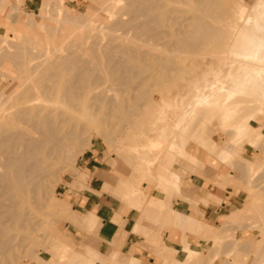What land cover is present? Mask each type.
I'll list each match as a JSON object with an SVG mask.
<instances>
[{"label": "rangeland", "instance_id": "rangeland-1", "mask_svg": "<svg viewBox=\"0 0 264 264\" xmlns=\"http://www.w3.org/2000/svg\"><path fill=\"white\" fill-rule=\"evenodd\" d=\"M26 1L0 0V137L18 133L22 109L26 117L39 112L55 131L42 185L21 184L0 166V174L14 178L0 181V264H93L88 245L104 264H146L129 250L97 251L89 235L96 216L72 211L61 185L88 186L92 177L79 165L88 150L105 168L102 188L142 211L155 208L163 227L197 233L199 241L183 240L178 249L156 243L161 264H264V60L248 43L257 41L258 27L264 32V0ZM199 19L206 29L195 32L190 25ZM147 22L155 27L148 30ZM122 58L130 63L125 69ZM69 82L77 95L63 100ZM7 144L0 162L11 152ZM170 147L194 155L184 159ZM197 154L224 166L216 185L243 194L240 207L212 224L148 195L177 192L179 181L164 183L160 174L194 170L202 165Z\"/></svg>", "mask_w": 264, "mask_h": 264}, {"label": "crops", "instance_id": "crops-1", "mask_svg": "<svg viewBox=\"0 0 264 264\" xmlns=\"http://www.w3.org/2000/svg\"><path fill=\"white\" fill-rule=\"evenodd\" d=\"M26 4L35 5L33 0H27ZM260 7L258 15L261 16L264 13V3ZM261 30L263 27L254 30L253 35L257 31V41L251 40L248 43L259 46L258 49L254 48V52L258 58L264 60V56L261 55L264 49V33L260 35ZM174 154L182 156L184 150L182 153ZM196 156L202 165L192 166L194 170L179 173L178 190L173 192L171 197L167 198L163 193L148 195L164 199L167 206L174 208L183 216L188 215L190 219L212 224L217 222L218 217L240 207L243 194L241 190L233 191L231 185L223 187L216 185L215 174L224 172V166L217 161L215 163L213 158L208 156L198 154ZM79 165L92 177L87 181L88 186L68 188L62 184L61 187L63 192L66 191L73 212L86 214L87 211H92L95 214H92L96 216V220L89 235L96 241L95 248L100 253L105 254L111 249L129 250L146 264H161L160 257L155 253L156 243L178 249L183 240L191 244L200 240L193 229H184L182 225L167 224V227H163L165 224L163 215L155 208L142 211L136 206L124 203L102 188L105 168L100 165L95 152L85 151L80 157ZM162 182L168 183L164 176ZM141 190L146 193L145 189ZM69 226L75 234L84 235V230L76 224L70 222ZM88 253L93 264H104L98 261V253L91 245H88Z\"/></svg>", "mask_w": 264, "mask_h": 264}, {"label": "bare ground", "instance_id": "bare-ground-1", "mask_svg": "<svg viewBox=\"0 0 264 264\" xmlns=\"http://www.w3.org/2000/svg\"><path fill=\"white\" fill-rule=\"evenodd\" d=\"M129 1V0H128ZM134 3L136 2V1H134V0H132ZM153 1V0H152ZM130 2H131V0H130ZM129 2V3H130ZM138 2H140L141 3V1H138L137 0V4H140V3H138ZM146 2V1H145ZM148 2H150V1H148ZM148 2H146L147 4H148ZM201 2H203V1H201ZM201 2H200V4H201ZM133 3V4H134ZM131 4V3H130ZM137 4L134 6L135 8H136V10H137V8L138 9H141V8H144V5H146V4H141V5H143L141 8L140 7H138L137 6ZM155 4L156 3H153V5L155 6ZM128 5V4H127ZM215 5V4H214ZM137 6V7H136ZM148 6V5H147ZM147 6H145V9L147 8ZM151 6H152V3H151ZM151 6H149V7H151ZM132 7V6H131ZM152 8V7H151ZM150 9V8H149ZM149 9H146L147 11L149 10ZM153 9V8H152ZM18 10V9H17ZM129 10V9H128ZM134 11H135V9H134ZM139 11V13L140 12H143L144 13V10H138ZM138 11H136V12H134L135 14H139L138 13ZM150 11V10H149ZM148 11V12H149ZM153 11V10H152ZM156 13V12H155ZM158 14V13H157ZM156 14V15H157ZM139 15H141V14H139ZM144 16V15H143ZM137 17V16H136ZM156 17H158V15L156 16ZM196 18H198V17H196ZM152 19V18H151ZM156 18H154L153 20H155ZM188 19V18H187ZM134 20V19H133ZM190 20V19H189ZM130 21V20H129ZM129 21H127V22H129ZM149 21V20H148ZM158 20H156V22H157ZM187 21V20H186ZM197 21V20H196ZM196 21H194V22H192L191 23V25H190V28L192 29V30H195V32H196V30H204V29H206L205 27H206V25L204 24V22H202L200 19H199V21L198 22H196ZM201 21V22H200ZM204 21V20H203ZM121 22V21H120ZM154 22V21H153ZM159 22V21H158ZM183 22H184V20H183ZM189 22V21H188ZM123 23V22H122ZM138 23V22H137ZM155 23V22H154ZM125 24H127V26H128V24L129 23H126L125 22ZM134 25H135V23H133ZM146 24V23H145ZM145 24H143L144 26H142L143 27V29L144 28H146L145 27ZM154 25L153 23H150V25ZM204 24V25H203ZM120 25H121V23H120ZM133 25V27H132V29L133 28H136L135 26ZM147 29L148 30H150V27H155V25L154 26H150L149 25V23L147 22ZM126 26V25H125ZM132 26V25H131ZM130 25H129V27H131ZM205 26V27H204ZM123 28H125L124 27V25L122 26ZM121 27V28H122ZM128 27V28H129ZM141 27V28H142ZM136 29H138V30H140L139 28H136ZM156 29V28H155ZM135 30V29H134ZM191 30V31H192ZM209 30V29H208ZM145 31V30H144ZM143 31V32H144ZM146 32V31H145ZM148 32H151V31H148ZM153 32V31H152ZM206 32V31H205ZM210 32V31H209ZM261 32H263V30H261ZM140 33L142 34V32H141V30H140ZM139 33V34H140ZM187 33H189V31L187 32ZM192 33H194V32H192ZM197 33H199V32H197ZM203 33H204V31H203ZM208 33V32H207ZM264 33V32H263ZM140 34V35H141ZM144 34H146V33H144ZM155 34V33H154ZM205 34V33H204ZM209 34V33H208ZM155 35H157V34H155ZM197 34H195V36H196ZM199 35V34H198ZM212 35V34H211ZM210 35V36H211ZM201 36V35H200ZM203 36V35H202ZM201 36V37H202ZM209 36V37H210ZM200 38V37H199ZM211 38V37H210ZM194 39V38H193ZM192 39V40H193ZM189 42V41H188ZM192 43H193V41H191ZM190 42V43H191ZM196 42H200V41H197L196 40ZM196 42L194 41V43L196 44ZM64 44V43H63ZM186 44V43H185ZM190 46V44H187L186 45V47L187 46ZM193 45V44H192ZM185 46V45H184ZM195 47V46H194ZM78 48H79V46H78ZM122 48H123V46H122ZM196 48V47H195ZM66 49H67V47H66ZM123 49H125L124 51L125 52H127V53H130V52H128L129 50L131 51L132 49H128L127 47L126 48H123ZM127 49H128V51H127ZM192 49H194L193 48V46H192ZM59 50V49H58ZM80 50V49H79ZM71 51V50H70ZM133 51V50H132ZM132 51H131V54H132ZM76 52V51H75ZM79 52V53H78ZM78 52H76V53H78V54H80V51H78ZM83 52H85V51H83ZM83 52H82V54H83ZM57 53V52H56ZM73 53V52H72ZM75 53V54H76ZM134 53V52H133ZM6 54V53H5ZM68 54V53H67ZM75 54H73L74 56H75ZM81 54V55H82ZM57 55V54H56ZM72 55V56H73ZM77 55V54H76ZM109 55V54H108ZM107 55V56H108ZM113 55V54H112ZM71 56V55H70ZM69 56V57H70ZM72 56H71V58H72ZM80 56V55H79ZM54 57V56H53ZM61 57V56H60ZM59 57V58H60ZM76 57V56H75ZM78 57V56H77ZM77 57H76V59H77ZM83 57H84V55H83ZM70 58V59H71ZM80 58H82V57H80ZM79 58V59H80ZM108 58V57H107ZM111 58V57H110ZM114 58V57H113ZM73 59V58H72ZM120 59V58H119ZM117 60V62H116V64L118 65L119 63H120V60ZM124 58H122L121 60H123ZM59 60V59H58ZM61 60V59H60ZM67 60H68V58H67ZM83 60V59H82ZM113 60V59H112ZM45 61V60H44ZM130 61V60H129ZM10 62H11V59H10ZM73 62L74 61H72V63H71V65H73ZM83 62V61H82ZM127 62H128V60H127ZM9 63V62H8ZM12 63V62H11ZM44 63V62H43ZM88 63V62H87ZM115 63V62H114ZM113 63V64H114ZM124 63H125V65H127V63H126V60H125V62H124V60H123V62H122V64H123V67L125 66L124 65ZM10 64V63H9ZM13 64V63H12ZM70 64V63H69ZM79 64V63H78ZM250 64V63H249ZM16 65V64H15ZM87 65V64H86ZM85 65V66H86ZM120 65H121V63H120ZM129 65H130V63H129ZM129 65H127V66H129ZM245 65V64H244ZM251 65V64H250ZM12 65H10V67H11ZM74 66H78L77 64L75 65L74 64ZM84 66V69L86 68ZM88 66H89V64H88ZM92 66V65H91ZM126 66V67H127ZM13 67V66H12ZM67 68H69V67H72V66H70V65H68V63H67V66H66ZM90 67V66H89ZM89 67H87V68H89ZM122 67V66H121ZM131 67V66H130ZM249 67V66H248ZM72 68H75V67H72ZM86 68V69H87ZM92 68V67H91ZM113 68V67H112ZM111 68V69H112ZM134 67L132 66L131 67V69L129 70V71H132V69H133ZM71 69V68H70ZM78 70H81L82 72H83V69H80V66L77 68ZM85 69V71H87ZM124 69H125V67H124ZM247 67L245 66V70L247 71ZM6 70V69H5ZM110 70V69H109ZM123 70V69H122ZM84 71V72H85ZM124 71H126V70H124ZM8 72V71H7ZM12 72V71H11ZM10 73V72H9ZM72 73V72H71ZM77 74H79V73H76L74 76L78 79V82H79V80L82 78V76H81V78H80V76L78 75L77 76ZM83 74V73H82ZM85 74V73H84ZM66 75H67V73H66ZM246 75V74H245ZM73 76V78H72V80H74V77ZM84 78V77H83ZM76 79V80H77ZM71 80V81H72ZM75 80V81H76ZM82 80V79H81ZM65 81H67V80H65ZM69 81V80H68ZM67 81V82H68ZM75 81H72V82H75ZM116 81H118V80H116ZM77 82V81H76ZM75 82V83H76ZM78 82L76 83V86H77V84H78ZM70 83V82H69ZM75 83H70L69 85H71V84H73V87H71V86H69L68 87V89H67V91H65L64 92V94H62L61 95V97H62V99L64 100L65 99V96H67V98L68 99H71V97L73 96V94L75 93L74 92V90L72 89V88H74L75 87ZM83 83V82H82ZM79 85V84H78ZM77 89V88H76ZM76 95H77V93H75ZM79 95V94H78ZM28 110H29V108H28ZM21 112L24 114V109H22L21 110ZM20 112V114L22 115H20V114H18V115H20V116H18V118L17 119H19V121H18V123H20V129L18 130V133L15 131H12L11 133H8V135H4V136H9V138H7V139H1V138H3V137H0V148L2 147V146H5L7 143H8V141H18V145H20V147H18L17 146V144H15L14 142H12V144L14 143L17 147L15 148L14 146H12V145H10V142L8 143L9 144V147L10 148H12V149H10V150H8V151H11V152H9V154H6V157H3V158H6V160L5 159H3L1 162H0V166H1V164L3 163V166H5V168H6V170L8 171L9 170V173H11V172H14L15 174H16V179L17 180H19L20 182H22L21 184H25V185H28V184H36V185H38V186H40V185H42L41 183L43 182V179L45 178V172L49 169V167H50V165H51V163H50V160H51V156H50V154H52L51 152V149H49V145H51L52 143H53V141H54V137H53V133H54V131H55V128H54V122H51V121H49L48 119H43L41 116H40V114H39V112L37 113V114H35V115H33V116H31V117H26L25 115H23L22 113ZM225 117H227V116H225ZM13 121H16V120H13ZM11 122V121H10ZM12 123V122H11ZM17 123V124H18ZM10 124V123H9ZM13 124V123H12ZM15 125V124H14ZM19 125V124H18ZM3 126H4V124H3ZM1 129H2V127H1ZM1 131V130H0ZM16 134L15 136L13 135V134ZM12 136H10V135ZM7 144V145H8ZM177 145V144H176ZM9 147H7V148H9ZM6 148V147H5ZM4 148V149H5ZM2 149V151L4 150L3 148H1ZM0 149V150H1ZM169 150H171L172 152H174V150H173V147H171V149H169ZM2 151H0V153L2 152ZM6 151V150H5ZM4 151V152H5ZM3 152V153H4ZM191 151L190 150H188V149H186V150H184V154H182V158H184V159H187V157H188V155H190V157H192L191 156V153H190ZM3 153H1V155H4ZM5 156V155H4ZM8 156V157H7ZM4 160H5V162H4ZM165 168V167H164ZM165 171H166V168L164 169ZM11 171V172H10ZM165 173V172H164ZM161 176H164V178H165V181H168V184L169 183H178V181H179V174L176 172V171H174L173 169H170V172L169 173H165V174H163V173H161L160 174ZM11 177V176H10ZM9 177V175H8V173H4V174H0V181L1 180H5V181H7V182H9V180L10 179H14L13 177L12 178H10ZM1 183V182H0ZM2 184V183H1ZM3 185V184H2ZM172 186V185H171ZM6 187V186H5ZM29 187V186H28ZM2 188H3V186H2ZM3 190V189H2ZM5 190V189H4ZM1 193H3V191L1 192V189H0V196H1ZM11 193V192H10ZM18 195V194H17ZM2 196H4V193H3V195ZM29 197V196H28ZM4 198H5V196H4ZM2 200V199H1ZM1 202V201H0ZM3 202H5V201H3ZM10 202V201H9ZM11 203V202H10ZM12 204V203H11ZM11 204H10V206H11ZM17 204V203H16ZM3 205L4 204H2V206L1 207H3ZM13 205H14V203H13ZM12 205V206H13ZM5 207V206H4ZM9 208V207H8ZM6 209H7V206H6ZM13 209H14V207H13ZM15 210V209H14ZM250 210V209H249ZM18 210H15V212L14 213H16ZM9 212V211H8ZM10 213V212H9ZM19 213V212H18ZM18 213H17V215H18ZM242 213H244V211L242 212ZM246 213H247V211H246ZM240 214V213H239ZM13 217H15V216H13ZM236 217V216H235ZM238 217H239V215H238ZM237 219H239V218H237ZM226 220V219H225ZM233 220V219H232ZM235 220V219H234ZM240 220V219H239ZM236 221V220H235ZM234 221V222H235ZM252 221V220H251ZM238 222V221H237ZM246 222V221H245ZM1 223V222H0ZM227 223V222H226ZM225 224V223H224ZM223 224V225H224ZM239 224V223H238ZM1 225H2V223H1ZM14 225V224H13ZM241 225V224H240ZM243 225V224H242ZM6 226V225H5ZM213 226V225H212ZM228 226V225H227ZM1 227V226H0ZM13 227V226H12ZM222 227V226H221ZM224 227H225V225H224ZM224 227H223V229H224ZM212 228V227H211ZM227 228V227H226ZM218 229V228H217ZM216 229V230H217ZM0 230H1V228H0ZM219 230H221L220 228H219ZM2 240V239H1ZM6 240V239H5ZM3 241V240H2ZM1 241V242H2ZM7 241H8V239H7ZM4 243V242H3ZM10 243V242H9ZM1 244V243H0ZM2 245V244H1ZM4 245H6L7 246V242L6 243H4L3 244V246ZM225 247V246H224ZM6 249V248H5ZM212 252V251H211ZM212 256V255H211ZM206 260V259H205ZM201 263V262H200Z\"/></svg>", "mask_w": 264, "mask_h": 264}]
</instances>
